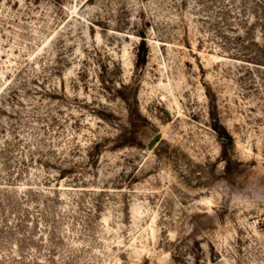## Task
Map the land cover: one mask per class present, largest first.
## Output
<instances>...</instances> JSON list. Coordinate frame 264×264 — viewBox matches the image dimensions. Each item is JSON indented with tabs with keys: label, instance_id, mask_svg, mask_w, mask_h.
Masks as SVG:
<instances>
[{
	"label": "rangeland",
	"instance_id": "1",
	"mask_svg": "<svg viewBox=\"0 0 264 264\" xmlns=\"http://www.w3.org/2000/svg\"><path fill=\"white\" fill-rule=\"evenodd\" d=\"M0 264H264V0H0Z\"/></svg>",
	"mask_w": 264,
	"mask_h": 264
},
{
	"label": "water",
	"instance_id": "2",
	"mask_svg": "<svg viewBox=\"0 0 264 264\" xmlns=\"http://www.w3.org/2000/svg\"><path fill=\"white\" fill-rule=\"evenodd\" d=\"M158 139V134H156L149 142H148V148H150L153 143Z\"/></svg>",
	"mask_w": 264,
	"mask_h": 264
}]
</instances>
